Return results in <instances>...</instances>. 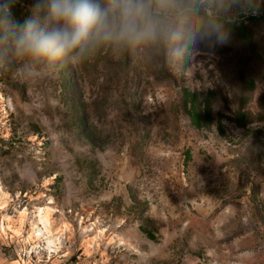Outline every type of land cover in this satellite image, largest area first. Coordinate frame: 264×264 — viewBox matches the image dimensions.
<instances>
[{
	"label": "rangeland",
	"instance_id": "obj_1",
	"mask_svg": "<svg viewBox=\"0 0 264 264\" xmlns=\"http://www.w3.org/2000/svg\"><path fill=\"white\" fill-rule=\"evenodd\" d=\"M154 8L180 39L0 67V264H264V0Z\"/></svg>",
	"mask_w": 264,
	"mask_h": 264
},
{
	"label": "clouds",
	"instance_id": "obj_2",
	"mask_svg": "<svg viewBox=\"0 0 264 264\" xmlns=\"http://www.w3.org/2000/svg\"><path fill=\"white\" fill-rule=\"evenodd\" d=\"M18 0H0V67L13 63L30 76L78 66L98 54L120 60L131 49L154 46L170 32L154 0H32L29 15L18 21L11 11ZM219 43L227 36L217 35ZM196 42L189 36L174 52L178 62Z\"/></svg>",
	"mask_w": 264,
	"mask_h": 264
},
{
	"label": "trees",
	"instance_id": "obj_3",
	"mask_svg": "<svg viewBox=\"0 0 264 264\" xmlns=\"http://www.w3.org/2000/svg\"><path fill=\"white\" fill-rule=\"evenodd\" d=\"M244 95V93L242 94V96ZM245 119V114L244 113H240L239 116L237 117L236 121L238 122V124H242L244 122Z\"/></svg>",
	"mask_w": 264,
	"mask_h": 264
},
{
	"label": "built area",
	"instance_id": "obj_4",
	"mask_svg": "<svg viewBox=\"0 0 264 264\" xmlns=\"http://www.w3.org/2000/svg\"><path fill=\"white\" fill-rule=\"evenodd\" d=\"M22 264H28L27 262H23ZM108 264H110V263H108Z\"/></svg>",
	"mask_w": 264,
	"mask_h": 264
}]
</instances>
